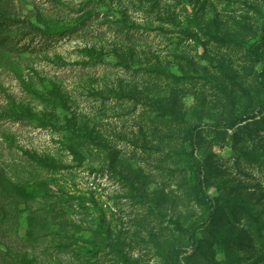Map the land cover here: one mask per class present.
I'll return each mask as SVG.
<instances>
[{"label":"rangeland","instance_id":"374dc122","mask_svg":"<svg viewBox=\"0 0 264 264\" xmlns=\"http://www.w3.org/2000/svg\"><path fill=\"white\" fill-rule=\"evenodd\" d=\"M0 14L30 23L0 27V264H264V0Z\"/></svg>","mask_w":264,"mask_h":264},{"label":"trees","instance_id":"16d2710c","mask_svg":"<svg viewBox=\"0 0 264 264\" xmlns=\"http://www.w3.org/2000/svg\"><path fill=\"white\" fill-rule=\"evenodd\" d=\"M91 16H87V17H82L80 18L77 22L78 25L73 26L71 24H63L60 26H53L50 29L48 28V32H44L41 29H36L40 35H57V36H65V35H70L74 32H76L78 30L79 27H83L89 20H90ZM14 25H20V26H30V23L28 20L26 19H22V18H17V17H7L3 14H0V27H5V28H10ZM264 41V23L261 27V34H260V41L253 43L250 48H249V52L251 54V56L257 60V61H262V56L260 54L257 53V47L259 45V42ZM261 90L264 93V84L261 82ZM261 106H264V100L261 102ZM235 120L231 121L232 123ZM196 129V126H193L191 128L188 129L187 131V141L188 144L191 145L192 144V135L194 133ZM189 168L191 169L193 176H194V191H195V196L196 198L207 208L208 211L211 210L212 208V203L211 201L206 197V195L204 194L203 190H202V186H201V182H200V178H199V169L197 166V162L194 159L192 153H189ZM207 220L204 219L203 221H198V222H193L190 225V229H189V234H188V245H192L195 241V234L196 232L201 229L205 224H206ZM89 251V249H86ZM176 249H172L167 253V262L168 264H174V262L171 260L170 255L175 252Z\"/></svg>","mask_w":264,"mask_h":264}]
</instances>
